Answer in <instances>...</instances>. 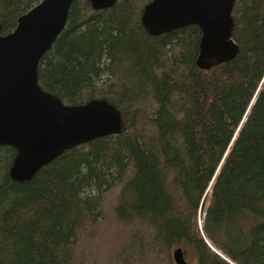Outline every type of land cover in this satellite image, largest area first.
<instances>
[{"label":"trees","instance_id":"obj_1","mask_svg":"<svg viewBox=\"0 0 264 264\" xmlns=\"http://www.w3.org/2000/svg\"><path fill=\"white\" fill-rule=\"evenodd\" d=\"M40 1L0 0L1 35ZM150 1L71 4L39 85L65 105L107 100L126 129L65 151L21 184L8 178L15 150L0 146V264H71L78 232L115 186L116 218L142 227L143 245L190 247L199 264H224L195 231L208 189L203 236L235 264H264V0H234L238 54L208 71L195 66L196 26L144 31Z\"/></svg>","mask_w":264,"mask_h":264},{"label":"water","instance_id":"obj_2","mask_svg":"<svg viewBox=\"0 0 264 264\" xmlns=\"http://www.w3.org/2000/svg\"><path fill=\"white\" fill-rule=\"evenodd\" d=\"M76 0H41L19 16L14 30L1 35L0 25V146L15 150L8 178L17 184L33 176L65 151L126 129V116L104 99L65 105L38 82V65L62 32ZM95 11L117 0H84ZM234 0H151L140 23L153 37L187 26L200 31L195 66L208 71L238 54L232 38ZM183 250L172 251L174 264H187Z\"/></svg>","mask_w":264,"mask_h":264},{"label":"rangeland","instance_id":"obj_3","mask_svg":"<svg viewBox=\"0 0 264 264\" xmlns=\"http://www.w3.org/2000/svg\"><path fill=\"white\" fill-rule=\"evenodd\" d=\"M107 90V85L102 86V91ZM118 188L115 186L101 194L100 218L78 232L71 251V264H174L171 254L178 247L183 250L187 264H199L196 253L190 247L177 245L166 251L163 248L143 245L147 240L146 231L137 224L123 223L116 218L114 208L117 205ZM209 203L207 189L202 206L197 211L195 231L200 235L206 250L216 259L224 264H235L202 234L205 211Z\"/></svg>","mask_w":264,"mask_h":264}]
</instances>
